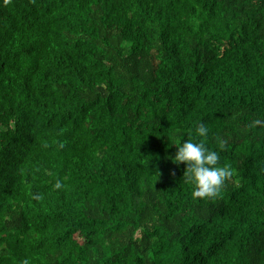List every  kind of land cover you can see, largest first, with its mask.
I'll list each match as a JSON object with an SVG mask.
<instances>
[{
    "label": "trees",
    "instance_id": "obj_1",
    "mask_svg": "<svg viewBox=\"0 0 264 264\" xmlns=\"http://www.w3.org/2000/svg\"><path fill=\"white\" fill-rule=\"evenodd\" d=\"M0 264H264V0H0Z\"/></svg>",
    "mask_w": 264,
    "mask_h": 264
},
{
    "label": "clouds",
    "instance_id": "obj_2",
    "mask_svg": "<svg viewBox=\"0 0 264 264\" xmlns=\"http://www.w3.org/2000/svg\"><path fill=\"white\" fill-rule=\"evenodd\" d=\"M208 132L209 129L203 122L196 128L197 137H206ZM175 144L178 151L171 159L177 164L184 162L187 165L184 176L194 185L193 197L215 196L226 178L232 175L230 167L218 166L219 153L208 148L203 140L185 139Z\"/></svg>",
    "mask_w": 264,
    "mask_h": 264
},
{
    "label": "bare ground",
    "instance_id": "obj_3",
    "mask_svg": "<svg viewBox=\"0 0 264 264\" xmlns=\"http://www.w3.org/2000/svg\"><path fill=\"white\" fill-rule=\"evenodd\" d=\"M2 2H3V1H2ZM18 2H19V1H18ZM3 9H4V8H3ZM6 10H7V9H6ZM8 10H9V9H8ZM7 15H8V14H7ZM5 24H6V23H5ZM4 28H5V26H4ZM5 29H6V28H5ZM5 29H4V30H5ZM14 30H15V29H14ZM7 32H8V31H7ZM2 33H3V32H2ZM34 34H35V33H34ZM2 35H3V34H2ZM14 35H15V34H14ZM25 37H26V36H25ZM3 38H4V37H3ZM3 38H1V39H3ZM20 39H21V38H20ZM1 41H2V40H1ZM29 41H30V40H29ZM32 43H33V42H32ZM2 44H3V43H2ZM34 44H35V43H34ZM4 45H5V44H4ZM6 46H7V45H6ZM8 46H9V45H8ZM28 46H29V45H28ZM12 47H13V46H12ZM25 54H26V53H25ZM21 55H22V54H21ZM18 57H19V56H18ZM4 58H5V57H4ZM16 58H17V57H16ZM39 61H40V60H39ZM43 61H44V60H43ZM48 62H49V61H48ZM48 62H47V63H48ZM50 63H51V62H50ZM40 64H41V63H40ZM44 65H45V64H44ZM43 67H44V66H43ZM51 69H52V68H51ZM11 70H12V68H11ZM11 70H10V71H11ZM52 73H53V71H52ZM52 73H51V74H52ZM55 74H56V73H55Z\"/></svg>",
    "mask_w": 264,
    "mask_h": 264
}]
</instances>
